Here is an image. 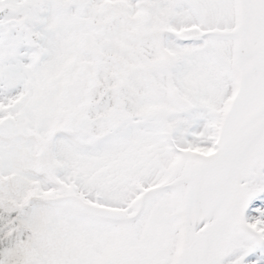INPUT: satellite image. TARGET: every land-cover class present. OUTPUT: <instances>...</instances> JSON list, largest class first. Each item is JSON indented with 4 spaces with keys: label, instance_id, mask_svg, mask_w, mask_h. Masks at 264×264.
Here are the masks:
<instances>
[{
    "label": "snow or ice",
    "instance_id": "obj_1",
    "mask_svg": "<svg viewBox=\"0 0 264 264\" xmlns=\"http://www.w3.org/2000/svg\"><path fill=\"white\" fill-rule=\"evenodd\" d=\"M0 264H264V0H0Z\"/></svg>",
    "mask_w": 264,
    "mask_h": 264
}]
</instances>
